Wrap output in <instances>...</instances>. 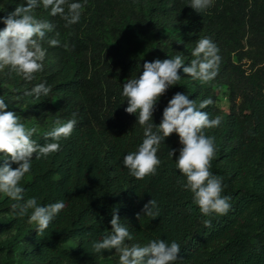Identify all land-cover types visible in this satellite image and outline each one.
I'll use <instances>...</instances> for the list:
<instances>
[{
  "label": "trees",
  "instance_id": "obj_1",
  "mask_svg": "<svg viewBox=\"0 0 264 264\" xmlns=\"http://www.w3.org/2000/svg\"><path fill=\"white\" fill-rule=\"evenodd\" d=\"M25 2L0 0V17ZM70 2L85 7L80 21L67 28L60 16L42 7L34 10L38 19L55 26L47 37L61 43L44 41L43 70L33 81L25 82L8 68L0 71L6 110L17 113L26 127L37 128L32 139L38 143L51 142L43 134L54 121L66 122L73 113L77 120L72 135L59 142L60 151L33 158L21 181L22 201L0 193V264H98L104 257L119 258L114 249L94 254L91 248L111 231L114 209L134 236L128 243L177 242L182 258L176 264H264V0H214L200 13L188 5L190 0ZM4 27L0 21V30ZM204 37L219 48L217 76L204 84L180 69L179 84L159 98L153 123L159 124L176 92L197 105L213 100L204 111L222 122L205 134L215 138L210 171L223 178L222 195L230 197L231 209L223 216L202 215L182 187L185 177L175 166L182 147L178 134L161 144L155 175L137 180L122 165L123 156L136 151L144 138L136 115L124 110L123 84L139 77L145 61L181 55L190 63ZM38 83L50 87L47 97L24 95ZM170 149H176L173 158ZM31 197L41 206L65 203L44 237H37L36 225L28 222L31 210L19 217L11 207ZM151 198L160 215L149 220L141 209Z\"/></svg>",
  "mask_w": 264,
  "mask_h": 264
},
{
  "label": "clouds",
  "instance_id": "obj_2",
  "mask_svg": "<svg viewBox=\"0 0 264 264\" xmlns=\"http://www.w3.org/2000/svg\"><path fill=\"white\" fill-rule=\"evenodd\" d=\"M214 0H190V7L197 12L210 8ZM49 10L52 17L60 16L65 27L78 23L81 19L84 4L70 0H26L17 5L6 17H0L5 27L0 30V71L8 68L10 73L21 77L25 82H31L36 74L43 70L46 49L45 40L49 46H59L58 38H48L47 34L54 30V25L48 20L38 19L34 15L36 8ZM59 36V33H56ZM67 48L68 46L65 45ZM190 63L185 64L181 55L169 59H154L145 61L139 77L127 80L123 84L122 96L127 101L126 113L135 114L136 122L143 128V141L134 152L123 156L122 165L130 176L137 180L156 174L161 160L157 153L161 144L171 134L176 133L182 147L175 159V166L185 177L182 187L192 194V203L198 206L204 216H223L230 209V197L222 195L223 178L211 171V161L216 156L214 137L207 136L206 130L219 126L220 116L210 118L204 111L214 102L211 98L202 100L198 105L196 100L188 95L176 92L163 109L159 124L153 123V113L159 98L172 85L179 84V70L201 83L212 81L218 74L221 57L217 45L207 37L200 38L191 52ZM50 87L38 83L30 90L25 89L24 95L40 100L47 97ZM4 98L0 97V193L13 201L24 199V187L21 181L31 171L32 160L48 158L61 150V140L68 139L77 124L76 113L66 122L54 121L50 131L43 134L46 142L38 143L32 139L37 128H28L21 122L17 113L8 111ZM155 128V131H154ZM176 149L169 150L173 158ZM12 164L18 166L13 168ZM14 215L28 218L30 224H35L37 237H44L50 224L65 208L64 201L47 205H38L37 199L31 197L24 203L11 205ZM149 220L160 215V209L155 199L151 198L141 209ZM141 216L137 213V218ZM117 211L113 210L110 220L111 231L101 240L93 241L92 253L101 254L102 250H115L119 264H176L182 257L179 255L181 246L165 239H153L146 245L128 243L134 239L129 228L121 222ZM205 227H211V221L205 220Z\"/></svg>",
  "mask_w": 264,
  "mask_h": 264
},
{
  "label": "rangeland",
  "instance_id": "obj_3",
  "mask_svg": "<svg viewBox=\"0 0 264 264\" xmlns=\"http://www.w3.org/2000/svg\"><path fill=\"white\" fill-rule=\"evenodd\" d=\"M0 97H1V94H0ZM225 104H226V102H225L224 98L222 97L219 100V105L224 108ZM1 238L3 239V238H5V236H1ZM98 264H119V258H116L113 256L112 257H110V256L104 257L100 260V262Z\"/></svg>",
  "mask_w": 264,
  "mask_h": 264
}]
</instances>
